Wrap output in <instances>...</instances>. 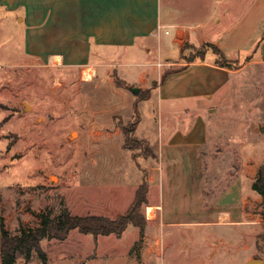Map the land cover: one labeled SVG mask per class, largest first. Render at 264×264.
I'll list each match as a JSON object with an SVG mask.
<instances>
[{
    "label": "rangeland",
    "instance_id": "obj_1",
    "mask_svg": "<svg viewBox=\"0 0 264 264\" xmlns=\"http://www.w3.org/2000/svg\"><path fill=\"white\" fill-rule=\"evenodd\" d=\"M15 27L9 32L4 23L0 35V215L8 220L10 231L34 229L42 214L57 215L64 207L73 215L116 218L130 208L140 184H148L143 236L134 225L121 237H94L75 229L63 240L42 241L46 259L37 252L31 260L19 257L16 264H246L252 258L264 259L262 196L253 191L254 181H248L245 193L242 186V194L226 199L234 212L231 218L210 212L222 207L227 177L220 175L221 165L204 167L208 177L201 204L209 213L182 207L196 200L187 196V183L181 182L190 170L184 162L177 169L172 166V176L177 173L182 186L171 185L166 173L161 198L160 156L152 146L162 133L157 97L140 102L139 117L134 99H142V90L136 94L120 89L114 68L100 67L87 80L84 65L55 64L25 54L23 33ZM209 49L186 44L179 62H190ZM95 55L89 56L90 63L104 57ZM245 58L230 68L238 69ZM182 64L168 67L166 60L157 59L159 81ZM231 85L230 108L212 125L219 130L220 144L211 149L231 154L221 161L232 160L237 168L246 162L243 155L249 163L263 164L264 66H249L233 75ZM126 137L135 149L125 145ZM240 142L254 149L243 153ZM149 191L155 202L164 198V211L150 205ZM168 210L177 213H165Z\"/></svg>",
    "mask_w": 264,
    "mask_h": 264
},
{
    "label": "crops",
    "instance_id": "obj_2",
    "mask_svg": "<svg viewBox=\"0 0 264 264\" xmlns=\"http://www.w3.org/2000/svg\"><path fill=\"white\" fill-rule=\"evenodd\" d=\"M4 23L9 32L17 24L23 33L25 54L55 64L84 65L95 73L100 67H112L127 88L151 90L148 99L157 97L162 120L159 141L152 145L160 156L161 198L165 192L163 176L167 173L170 184L178 186L180 181L177 173L172 176V166L177 169L184 162L190 170L181 182L187 183V196L197 203L183 202L186 206L182 207L195 208L196 214L209 213V208L201 204L208 177L204 167L221 165L224 169L220 175L227 177L220 194L222 207H212L210 212L231 218L234 212L226 199L242 194V186L245 193L248 181H255L262 164L249 163L247 155H243L244 164L240 159L239 168L232 160L222 162L231 154L215 146L211 149L217 141L220 144L219 130L212 125L216 116L230 108L233 75L249 66H264V0H0V35ZM186 44L215 45L230 60H246L238 69L220 66L212 48L203 57L179 62ZM93 54L104 57L90 63ZM157 59L166 60L168 67L174 63H184L185 67L159 81ZM148 99H134L139 115L140 102ZM238 146L243 153L254 149L244 142ZM149 201L157 210L166 208L164 198L161 203L155 202L150 191ZM1 219L10 231L8 220L0 215Z\"/></svg>",
    "mask_w": 264,
    "mask_h": 264
},
{
    "label": "trees",
    "instance_id": "obj_3",
    "mask_svg": "<svg viewBox=\"0 0 264 264\" xmlns=\"http://www.w3.org/2000/svg\"><path fill=\"white\" fill-rule=\"evenodd\" d=\"M264 39V38H263ZM213 51L217 54V64L223 67H229L231 63H239V60H230L226 57L217 46L212 45ZM205 52L199 56H204ZM190 61H193L190 60ZM185 66L174 68L167 71L163 75L162 80L168 75L184 69ZM118 86L127 87V84L116 78ZM149 91V93H148ZM151 90L141 92L142 99L150 97ZM145 95V96H142ZM134 109L139 113L138 101L134 102ZM136 113V114H138ZM140 117V115H139ZM139 123V119L135 122V129ZM125 145L131 149H135L133 144L130 145L128 137H126ZM253 189L262 196L261 215L264 219V163L259 167L257 178L253 183ZM148 184L146 181L138 187L135 198L130 208L124 214L109 218L103 215H73L67 207L62 211L53 215L52 211L42 214L41 224L34 229L21 228L17 233L9 231L3 219L0 221V255L2 258L1 264H16L19 257H24L26 260H31L34 253H39L44 259L46 254L42 249V241L44 239H65L72 230L78 229L84 234H91L94 237L100 235H116L121 237L130 225H134L140 229V234L143 236L146 218L142 214V209L148 203Z\"/></svg>",
    "mask_w": 264,
    "mask_h": 264
},
{
    "label": "water",
    "instance_id": "obj_4",
    "mask_svg": "<svg viewBox=\"0 0 264 264\" xmlns=\"http://www.w3.org/2000/svg\"><path fill=\"white\" fill-rule=\"evenodd\" d=\"M131 89L136 94H138L139 91H140L139 87H132ZM246 264H264V259H262V258H252V259L248 260Z\"/></svg>",
    "mask_w": 264,
    "mask_h": 264
},
{
    "label": "bare ground",
    "instance_id": "obj_5",
    "mask_svg": "<svg viewBox=\"0 0 264 264\" xmlns=\"http://www.w3.org/2000/svg\"><path fill=\"white\" fill-rule=\"evenodd\" d=\"M57 60H60V57L56 58ZM95 74V71L93 68H88L83 71V77L87 80L91 79L92 76ZM76 133H74L75 135Z\"/></svg>",
    "mask_w": 264,
    "mask_h": 264
}]
</instances>
